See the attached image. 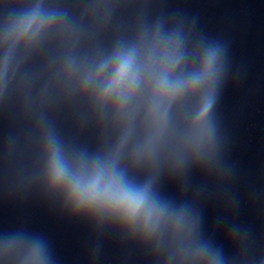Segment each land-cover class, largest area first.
I'll list each match as a JSON object with an SVG mask.
<instances>
[{
	"label": "clouds",
	"instance_id": "1",
	"mask_svg": "<svg viewBox=\"0 0 264 264\" xmlns=\"http://www.w3.org/2000/svg\"><path fill=\"white\" fill-rule=\"evenodd\" d=\"M107 4L93 5L94 11ZM5 52L0 61V86L6 89L13 54L18 46L31 50L46 40L57 79L78 89L97 107H110L118 117L142 110L149 130L126 163L125 139L109 154H89L64 142L51 128L42 145L43 182L59 194L73 215L117 222L143 240L157 239L171 249V264H223L220 252L195 239L196 223L187 207L174 208L154 190V181H141L137 170L157 165L163 153L176 164L191 154L214 161L218 128L213 115L225 49L194 37L191 27L157 22L134 40L119 39L107 50L94 46L77 51L83 32L74 12L53 0L15 3L0 16ZM58 62V63H56ZM3 264H52L40 238L16 234L4 239ZM264 264V261L261 262Z\"/></svg>",
	"mask_w": 264,
	"mask_h": 264
}]
</instances>
